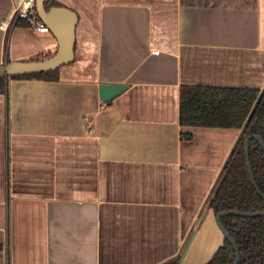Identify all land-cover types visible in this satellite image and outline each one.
<instances>
[{
  "label": "crops",
  "instance_id": "crops-1",
  "mask_svg": "<svg viewBox=\"0 0 264 264\" xmlns=\"http://www.w3.org/2000/svg\"><path fill=\"white\" fill-rule=\"evenodd\" d=\"M56 1L78 17L73 61L0 93V264H160L183 251L239 134L182 128L180 87H264V0ZM55 50L50 32L0 27V65ZM101 83L127 87L105 103ZM222 241L208 208L181 264Z\"/></svg>",
  "mask_w": 264,
  "mask_h": 264
},
{
  "label": "trees",
  "instance_id": "trees-1",
  "mask_svg": "<svg viewBox=\"0 0 264 264\" xmlns=\"http://www.w3.org/2000/svg\"><path fill=\"white\" fill-rule=\"evenodd\" d=\"M61 6L56 0H45V8ZM15 25L29 26L23 20ZM30 27V26H29ZM39 59V58H35ZM58 68L54 70L12 75V79L56 81ZM7 78L0 79V93L7 90ZM179 124L182 128L217 127L239 129L238 137L224 163L220 179L210 197L207 208L214 214L227 209L240 211H264V199L253 188L243 152L244 139L249 134L264 140V87H226L182 85L179 93ZM190 136L187 130L182 131ZM249 162L254 179L264 193V150L258 141H249ZM225 174L221 181L222 176ZM221 222L235 239L240 260L248 255V264H264V216L241 217L225 215ZM181 252L160 264H180ZM234 250L226 238L204 264H231Z\"/></svg>",
  "mask_w": 264,
  "mask_h": 264
},
{
  "label": "water",
  "instance_id": "water-1",
  "mask_svg": "<svg viewBox=\"0 0 264 264\" xmlns=\"http://www.w3.org/2000/svg\"><path fill=\"white\" fill-rule=\"evenodd\" d=\"M35 7L37 14L41 21L48 27L50 34L56 40V50L50 56L43 59H32V60H13L8 61L0 65V79L8 78L12 75L25 74V73H36L54 70L62 65L68 64L74 59V45H75V29L77 24L76 12L64 5L53 6L46 10L45 0H35ZM127 85L123 83H101L98 86V94L103 102H109L114 97L119 95ZM258 141L261 148L264 150V140L261 136L255 134H249L245 137L243 143V152L245 157V164L249 180L255 189L256 193L264 199V193L258 187L252 168L249 162V141ZM225 174L222 176L224 178ZM208 208H206L201 215L195 231L192 232L189 240L187 241L183 251L181 252L179 263L184 260L190 244L194 238L196 230L199 229L202 221L207 214ZM225 215H234L241 217H253V216H264V211H240L238 209H227L222 210L214 214V221L217 228L222 233L223 237L228 240L234 250V259L231 264H237L240 259V253L236 244L235 239L228 233L226 228L221 222V217ZM245 264H248V255H244Z\"/></svg>",
  "mask_w": 264,
  "mask_h": 264
},
{
  "label": "built area",
  "instance_id": "built-area-1",
  "mask_svg": "<svg viewBox=\"0 0 264 264\" xmlns=\"http://www.w3.org/2000/svg\"><path fill=\"white\" fill-rule=\"evenodd\" d=\"M16 20L25 21L34 30L47 33L49 32L48 27L39 18L36 7L35 0H13L12 14L9 17L8 22L1 23V28H6L9 24H14ZM158 54V50L152 51Z\"/></svg>",
  "mask_w": 264,
  "mask_h": 264
},
{
  "label": "flooded vegetation",
  "instance_id": "flooded-vegetation-1",
  "mask_svg": "<svg viewBox=\"0 0 264 264\" xmlns=\"http://www.w3.org/2000/svg\"><path fill=\"white\" fill-rule=\"evenodd\" d=\"M221 244H222V243H221ZM221 244H220V245H221ZM220 245H219V246H220ZM219 246H218V247H219ZM218 247H217V248H218ZM239 260H240V259H239ZM238 262H239V261H238ZM237 264H238V263H237ZM244 264H245V263H244Z\"/></svg>",
  "mask_w": 264,
  "mask_h": 264
},
{
  "label": "rangeland",
  "instance_id": "rangeland-1",
  "mask_svg": "<svg viewBox=\"0 0 264 264\" xmlns=\"http://www.w3.org/2000/svg\"><path fill=\"white\" fill-rule=\"evenodd\" d=\"M195 228H196V227H195ZM194 231H195V229H194ZM202 231H204V230H202ZM201 234H202V233H201ZM201 234H200V235H201ZM189 238H190V237H189Z\"/></svg>",
  "mask_w": 264,
  "mask_h": 264
}]
</instances>
